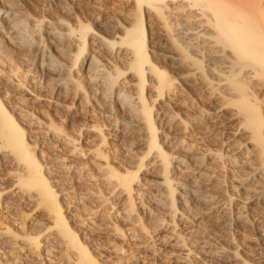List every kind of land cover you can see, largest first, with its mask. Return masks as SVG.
Segmentation results:
<instances>
[{
    "label": "rangeland",
    "instance_id": "obj_1",
    "mask_svg": "<svg viewBox=\"0 0 264 264\" xmlns=\"http://www.w3.org/2000/svg\"><path fill=\"white\" fill-rule=\"evenodd\" d=\"M175 1H172V3L169 0L170 8L173 6L172 9H170V11L172 10L171 13L169 12L173 18L171 15H168L169 23H171L170 26H172L171 29L169 26L170 30L161 17H146L144 20V25L147 23L145 28L147 32H149L146 45L147 51L149 50L150 60L159 68H166L165 71L168 73L167 76L170 77L179 76V71L183 73L185 71V68H183L185 65L183 64H190L191 61L190 59L185 60L184 58L185 63L182 60L183 63L180 65L181 69H177L174 66L172 69V63L169 59L172 50L169 49L173 46L169 42H172L174 39L177 42L180 38V42H182H179L180 44L186 43V41H184L185 37L188 34H193L191 32H195L189 25L194 24V21H198L197 23L200 22L199 20L191 19L189 20L191 23L187 22V25H184L186 23L185 20L188 21L187 19L191 18L188 17V11L190 10H188V7H185L184 10L175 8L178 7V5L180 6L186 3V1L181 2L183 0H177V3ZM7 7H9L7 9L8 11L4 13L2 17L5 19V17L11 16L13 12L16 13L19 16L18 18L21 19L27 27L26 33L29 34L33 40H37L34 42H38V46L36 43H33L31 44L32 46L27 45L26 47L30 49L27 48L26 50L24 46L17 42V36H15L16 32H11L10 39L3 37L2 40H0V46H3L6 40L10 41L8 42L9 47L6 49V52L10 53V55L12 53L14 63L19 67L17 73H21V78L24 77L23 79H25H22L23 84L26 85L24 87L23 84H21L23 87H20L21 85H17L15 83L16 80L11 79L12 77L10 79L8 78L10 80L9 82V80L6 79L7 77L2 76L4 75V72H2V75L0 74V88H2L0 89L1 99L7 102L13 99L12 102H9L10 104L4 103L7 104V106H15L13 108L24 110L25 116L28 115L30 123L33 124H29L30 129L28 125L25 126L27 127L26 136L28 137L27 139H29L28 142H30L29 146L38 161L42 164V170L45 176L54 186L55 191L58 192L62 211L67 216L69 224H71L72 228H76L75 230L79 238L92 255L95 257L97 256L96 258H98L99 264H264V238L250 225L251 221H249L257 218V215H262L259 212V207H261L260 201L254 199L251 202L245 203L248 210L241 214L242 217L239 221L242 222V226L239 230L234 229L236 235L235 241L237 242L239 240L238 244H242V246L237 248L239 252L237 258H233L229 253L235 247V243L231 242V236L228 233L227 216L229 213L226 212V208L221 210V206L218 210L215 204L207 206V204L203 205L205 203L202 204L197 198L194 200L192 199L190 204L186 205V208H188V210L186 209L187 212H190L188 213L189 217L178 218L181 216H176L175 221L178 222V225L174 227L172 219H170L171 216H169L166 208L164 207V209L161 204V201H164L165 193L163 192V187L159 184L161 180L158 174L159 161L154 150L143 159L145 165L139 168V171L137 170L138 177L137 181L135 180L136 182L133 184L134 190L132 192L134 209H131L128 205L126 194L121 192L119 187L115 188V182L105 178L98 168L99 165L103 164L105 158L98 156L96 149L99 148L106 153L107 160L114 165V168H119L118 170L120 171H123L125 167L136 170L140 155L146 151L144 140H142V131H136V128L139 126L126 124V119L124 118L127 116V113H125L127 111L125 108L116 109L115 106H112L113 102L109 100L108 97H101L104 101L101 102L99 91L96 92L97 97H90L89 100L86 101L79 91L76 92L74 90V87H72L73 85L68 84V87V85L64 86L60 84L59 77L57 75L54 77L51 73L49 75L48 71L51 70L44 64L42 65L40 59L41 55L40 53L37 54L40 48L37 49V47L47 44L44 48L45 52H43V54H46L49 51H53L54 41H56V39L53 41L54 38H52L54 32L49 33V31H53L55 28L65 29L67 23H76L83 19L82 22H87L91 25V29H93L90 30L86 36L88 44L90 43L87 45L88 52L90 53L93 49L94 52H97L99 51V47H97L99 44L97 40L98 37L95 35H100L105 32V35L110 36L111 33L110 30L103 28L101 24L102 19L104 18L103 20L113 24H126L133 16L132 1L0 0V13L6 11L4 8ZM178 10H181L182 13ZM176 12L179 13L176 14ZM182 14H188V16H184L188 18L184 19ZM2 17L0 16V18ZM94 17L95 19L97 18V20H95ZM174 20L176 22L178 20V22L176 23ZM182 23L184 24L182 25ZM185 26H188L189 29L187 27L185 28ZM182 27H184L185 30H183ZM151 29L152 31H148ZM159 29H164V31L162 30L160 32ZM186 30L188 32L183 34V31L186 32ZM95 31H99V33ZM162 32L167 33V44L166 41L161 42V40L158 39ZM177 32H182V34H180L181 36L178 33L179 37H174L178 36ZM13 35L14 37H12ZM33 36H36L34 37L35 39ZM169 37L172 39L170 40ZM13 38L16 39L13 40ZM148 39L155 41H149ZM194 40L197 43L199 42L198 44L200 45L203 44L200 43L201 38H196ZM196 42V47L200 48L202 45L200 46ZM162 44H165L167 47ZM156 45L160 46L157 47ZM17 46H20L19 49ZM73 47L72 44L70 49ZM176 48V50H178L177 52H179L182 50V45H178ZM202 49H205L204 46ZM207 49H209V46L205 50ZM212 49L213 48L210 47L207 51L203 50L206 53L203 52L202 54L206 55H204L205 57L203 56L202 60L204 62L202 61L201 64L205 65V62L214 61L213 58L217 54V51H215L216 49ZM35 52L36 55L33 57V53ZM151 52L152 54L157 53L158 55H152L150 54ZM184 52L181 53H187ZM212 52L216 53L214 54ZM109 54L112 55V58H116L117 64L119 62L118 65L123 64L119 67L124 68L125 64L122 62L123 60H121L122 53L121 55H118L120 54L119 52H111ZM197 54L199 53H195L196 57ZM212 54H214V56H212ZM207 57L212 60L206 59ZM65 59L66 58H63L62 61L66 63L67 59ZM174 69L177 70L174 71ZM175 73L177 75H174ZM123 75L124 77H122ZM123 75L118 78L121 87L127 88V85L135 82L132 73L129 74V72L126 71ZM147 76L148 79L151 78L149 75ZM205 77L197 75L195 81L201 80L202 82H194L196 85L193 84V87H187L185 85L186 83L183 82L181 78H177L174 80L173 91L169 93L166 92L163 98L155 97L156 91L152 90L151 79V81L149 80L150 82L145 83L146 89L144 90V95L145 97L148 96L146 99L149 98L148 100L150 103L151 101L152 104L154 103V113L156 112L157 115H159H156V121L160 125L159 130H157V135L162 147L177 157L174 159L175 166L170 173V175L172 174L171 178L173 179L172 182L176 190H180L179 188H181L187 192H191V188L193 187H206L215 197H218L219 192L217 191V185L214 184L217 179L227 178V183H225L226 189L234 193L241 191L239 185H242V177H244L249 170H251V172L255 170L252 165L256 160L254 162L252 161L253 158L256 159V157H254L255 152L254 149H252L254 145L246 142V140H248L246 132L241 128H237L239 115L235 114V107L224 104L223 102H225L226 98L223 97L222 94L218 95L223 89L221 90L220 88L219 91H221L218 93L216 89H214L215 91L213 90L212 86L211 90L209 87L210 83L207 79L208 75ZM203 78L206 79L207 82H204L206 80H203ZM124 80L128 82L126 83ZM123 82L126 83V85H124ZM88 83L85 84V87L89 91L93 89L94 92L96 86L92 82L90 84ZM91 84L94 86L92 85L93 87H91ZM12 85L14 86L10 87ZM203 85L204 87H202ZM207 85L209 86L207 87ZM31 86L34 87L31 88ZM149 86H151V88ZM8 87L10 89H8ZM37 88L38 91H36ZM118 88L119 87H117L116 90H118ZM261 89H263V93L264 85L261 86ZM7 90H9V92ZM32 90L34 93H32ZM207 91L213 92L208 94ZM39 92H44V95H41ZM116 92L114 91L112 93L114 99L117 97ZM34 94L38 95L35 96ZM152 96H154V98ZM3 97L6 100H4ZM42 97L44 98L42 99ZM155 98L157 99L156 101L154 100ZM50 99L54 100L51 101ZM91 100L94 101L92 103L93 105L88 104L89 101L91 103ZM97 104L99 105L98 108ZM100 107L106 108V111H102V113L100 110L103 109ZM107 108L109 110L112 109L110 115H107L109 114L107 113L109 111ZM164 109H166L165 115L160 112L162 110L165 111ZM120 111L125 112L120 113ZM113 115H117V117L115 118ZM175 116L177 119H175ZM26 119L27 116L25 121H27ZM185 119L186 123H184ZM114 121H117L116 125ZM50 122H52V126L58 125L56 127H61L56 131L54 130V132L52 126V129L47 127ZM54 123L56 124L54 125ZM94 123L103 125L102 129L106 137L104 143H98L100 139L99 131L88 127ZM187 145H191L192 148L189 149ZM209 149L217 150L218 152L221 151V153L223 152L220 157L221 160L218 158L221 161H219L220 163L218 159L214 160L215 158H209L207 154ZM202 153H205V155L204 158L201 159L199 157H201ZM1 154L0 192L2 193V206H0V228L8 226L19 232H44L50 223V218L47 212H45V207L42 205L37 206L35 204V199L28 193L22 191V189L15 184V170L20 168V166L17 165L14 160L9 159L10 156L3 158ZM231 158H235V160ZM222 161H225L224 164ZM236 162L242 164L243 166H240L242 168L235 165L234 163ZM205 163H207L208 166L205 165ZM33 192L34 191H30V193ZM241 200L238 201L239 205L243 204ZM263 203L262 201V204ZM234 211H236V209ZM91 212L94 213V216ZM115 225H119L122 230H113L112 228ZM182 238L184 239L183 244ZM16 239L17 238L11 240V238L6 235L0 237V264H72L71 262H73V252L70 251L71 259L67 260L63 246L59 243V239L56 237L55 232H49L44 235L43 240L45 244L37 252H33L34 250L31 252V249L25 248L24 246L20 249L21 247L19 245L21 241ZM217 244L224 245L226 249L223 251L217 249L220 248L219 246L216 247ZM215 251H217V253ZM244 258L245 260L247 259V261L241 263Z\"/></svg>",
    "mask_w": 264,
    "mask_h": 264
},
{
    "label": "bare ground",
    "instance_id": "obj_2",
    "mask_svg": "<svg viewBox=\"0 0 264 264\" xmlns=\"http://www.w3.org/2000/svg\"><path fill=\"white\" fill-rule=\"evenodd\" d=\"M131 1L133 3V16H132V19L128 20L126 24H122L123 26L117 23L113 24L110 22H106V20H103L104 18L102 19L101 24L103 25V28L110 30L112 35L111 33H110L111 37L108 35H105L104 34L105 30L103 31L104 32L103 34L95 35L98 37L97 40L100 46L97 45V47H99V51L94 52L93 51L94 49H93L92 50L93 52L92 51L90 53L88 52L87 45H89L90 43L88 44V40L86 36L89 33V31L93 29H91V25H89L87 22L85 23V21L82 22L83 19H81L82 21L79 20L76 23L66 22L67 27L65 29L62 28L63 30L57 29L55 28L56 27L55 26L54 27L55 29H53V31H49V33L54 32V35L52 37L54 38L53 41L56 39V41H54L55 43H54L53 51L51 52L49 51L48 53L43 54V52H45L44 48L47 45V44H43L37 47V49L38 48L40 49L38 52L37 51L36 52L37 54L40 53L41 55L40 59L42 61L41 62L42 65L44 64L49 70H51V71H48L49 75L50 73L51 75H54V77L55 75H57L59 77L58 79H60L59 80L60 84H63L64 86L68 84L73 85L72 87H74V90L76 92L79 91L83 95L84 97L83 99L86 101H88L90 97H97L96 92L99 91L101 95V96L99 95L100 98L108 97L109 100L113 102L112 106L113 107L115 106L116 109L119 110V109L125 108L127 112L120 111V113L122 112L127 113L126 118H124L126 119L125 120L126 124L139 126L138 128H136V131L137 130L142 131L143 139L142 138L141 139L144 140L143 142L145 144L144 146L146 148V151L142 155H140L138 159L139 160L138 165H136V170H131L130 168L128 169V167L127 168L125 167L123 171L122 170L120 171L118 170L119 168L118 169L114 168L113 167L114 165H112L110 161L107 160V156L105 155L106 153L99 148L96 149L97 155L101 156L102 158H105V161L103 162L102 165L98 166L97 164L98 168L100 169L101 173L105 176V178L115 182L114 184L115 188L119 187L121 189L120 191L126 194V198L128 199V205L131 207V209H134L132 192L134 190L133 184L137 181V177H138L137 170L145 165V163L143 162L144 161L143 159L147 155H149L152 150H154V152L156 153V156L158 157V161H159L158 174L161 179L159 184L163 187L164 189L163 192L165 193L164 201H161V204L163 205V208L164 207L166 208V211L168 212L169 216H171L170 219H172L174 227L178 225V222L175 221L176 216L178 215L181 216L178 218H182V217L188 218L189 217L188 213L190 212L189 211L187 212L188 208H186V205H189L192 199L194 200L197 198L200 200V202H202V204L205 203L203 205L207 204V206L208 205L212 206L213 204H215L217 205L218 210L222 206L221 210L226 208L227 210L226 212L229 213L227 216L228 217L227 218L228 227H229L228 233L231 236V239H230L231 242L235 243V247L230 251L229 254L233 258H237V256L239 255L237 248L239 246H242V244L241 245L238 244L239 240L237 242L235 241L236 235H235L234 229L239 230V228L242 226V222L239 221L242 217L241 214L244 211L248 210V207L245 203L251 202L254 199L256 200L258 199L260 201L259 203H261V207H259V212L262 215H257V218H255L254 220H252L251 218H250L251 220L249 219L247 220L251 221L250 225L253 226V228L256 231H258L260 235L264 238V203L262 204V201L264 202V92L262 93L263 89H261V86L264 85V0H183L181 1V2L186 1V3L181 4L180 6L178 5V7H175V8L184 10L185 7H188L189 8L188 10L190 11L188 10L186 11L189 12V16L188 14L187 15L182 14V15L183 17L184 16L191 17L190 19L186 17L188 18L187 19L188 21L185 20L186 23L185 24L182 23V25L183 24L187 25V22L191 23V21H189L191 19L199 20L200 22L197 23L198 21L196 22L193 20L194 22L193 21L192 22L194 24L196 23L195 26L194 24L189 25L191 28L195 30V32H191L193 34H190V35L188 34L185 37L184 41H186V43L183 41L184 43L180 44L182 43L180 42V38L177 41L178 43L176 42L175 39L172 42L171 41L169 42L173 46V47L170 46L171 49H169V50H172V52L170 51L171 54L168 53L170 54L169 59L172 63V69L174 67L177 69H181L180 65H182L183 63L182 60L184 61V58L185 60L190 59L191 61V63L189 62L190 64H183L185 65V67H183L185 68V71L184 69H183L184 71L183 73L179 71L180 75L176 77L167 76L168 73H166L165 71L166 68L161 69L162 67L159 68L153 62H151L150 55L148 53L149 50L147 51V45H146L147 44L146 40H147V37H149V32H147L145 28V26H147L146 25L147 23L144 25V20L146 19V17L149 18V17L158 16V17H161V19L163 18L164 22L166 23L169 29V26L171 25V23H169L168 15L169 16L171 15L169 14V12L171 13L172 10L170 11V9H172L173 6L170 8L169 0H131ZM170 1L174 2L175 0H170ZM8 8L9 7L4 8L6 9V11H4L3 13H0L1 17L4 13L8 11L7 10ZM11 10H14V9H11ZM181 10H178V11L182 13ZM179 12H176V14ZM188 12H185V13H188ZM18 17L19 16L13 12L11 16H7L5 17V19L3 17L0 18V40H2L3 37L4 38L7 37V39H10L11 32H16L15 36H17V42L20 43V45L24 46V48H26L27 50L28 47L26 46L36 43L34 41H37V40H33L32 37H30V35L26 33L27 27L24 25L23 21L19 19ZM186 18L184 17V19ZM95 20H97V18ZM174 22L176 21L174 20ZM171 27L172 26H170V29ZM186 27L188 28V26H185V28ZM180 29H179V32H180ZM182 29L185 30L184 27H182ZM162 30L164 31V29ZM162 30H160V32ZM99 31H95V32L99 33ZM148 31H152V29ZM179 32H177V35ZM187 32H188L187 30L186 32L183 31V34H186ZM166 34L167 33L162 32L159 35L160 38L158 39H160L161 42L166 41V44H167L168 36H166ZM180 34H182V32L179 33V35ZM179 35L174 36V37H179ZM12 37H14V35ZM34 37L36 36H33V38ZM196 38L198 39L201 38L200 43H203L201 44L202 46L198 44L199 42L197 43L194 40ZM14 39L16 38H13V40ZM158 39L156 40L159 41ZM149 41H155V40L151 39ZM8 42L10 41L6 40V42H4V45L0 46V66H1L0 74L2 75V72H4V75H2L3 77H7L6 79L8 78L10 79L12 77L11 79L16 80L15 83L17 85H21L23 84V80L25 79H23L24 78L23 76H22L23 78H21V73L20 74L17 73L19 70V67L16 66L17 64L14 63L12 53L10 55V53L6 52L7 51L6 49H8L9 47ZM195 42L201 47L200 48L196 47ZM37 43L36 45L38 46ZM72 44L74 47L70 49V46L72 47ZM162 45H165V44H162ZM176 45L177 46L182 45L183 51L180 49L181 51L177 52L178 50H176L177 49ZM159 46L160 45H158L157 47ZM203 46L205 49L209 46V49L211 47L213 49H216L215 51H217V54L213 58L214 61L207 57L206 59L212 60V61H209L207 63L205 62V65L201 64V62L203 61L202 60L203 56L206 55L202 53L203 52L206 53L205 51L209 49L207 50L202 49ZM2 49H5V50H2ZM184 51L187 52L188 54L181 53ZM36 52L33 53L34 55V56L32 55L33 57H35ZM111 52H117V53L119 52L120 54L118 55H121L122 53L121 60H123L122 62L125 64L124 68L119 67L120 65H123V64L118 65L119 62L117 64L116 58L115 57L112 58V55L109 54ZM196 52L199 53L197 54V57L195 55ZM150 54H152V52ZM156 54H152V55H156ZM214 54H212V56H214ZM63 58L67 59L66 63L62 61ZM177 69H174V71ZM126 71L129 72V74L132 73L135 79V82L130 80L133 83L131 82L132 84H129L126 86L127 88H124L119 85L118 78L121 75H123ZM147 75H149L151 78L148 79ZM174 75H177V74L175 73ZM197 75L202 76V77H205L208 75L207 79L210 83V84L208 83L210 86L207 85V87L209 86L211 90H212V86H213V90L216 89L218 93L223 89V91H221L220 94L218 95L222 94V96L226 98L225 102H223L224 104L232 105L235 107V112H236L235 114L239 115L237 128L243 129L247 134L248 140H246V142L249 144L251 143V145H254L252 146V149H254L255 156L254 155L253 156L256 157V159L253 158L252 162H254L255 160L256 162H254L252 166L255 170L253 172H251V170L249 171L247 170L248 172L244 175V177H242V182H241L242 185L241 184L239 185L241 187L240 188L241 191L237 193H234L232 191H229V189H226L225 183H227L226 182V180H228L227 178L217 179L216 183H214L215 185H217V191L219 192V193L217 192L218 197H215L213 193L211 191H208V188L206 187L205 188L204 187H199V188L193 187L191 188V192H187L181 188H179L180 190H176L172 182L173 181V179L171 178L172 174L170 175V173H171L172 168H174L175 166L174 159L177 157H175L173 153L171 152L169 153L165 148H163L160 140L158 139L157 130H159L160 125L156 121L157 113L156 112L154 113V110H153L154 103L152 104V101L150 103L148 100L149 98L146 99L148 96L145 97L144 95V90L146 89L145 83L150 82L152 79L151 85H152V90L156 91L155 97L163 98V95L165 96L166 92L169 93L173 91L172 89L175 83L174 82L175 79L181 78V80L185 82L186 83L185 85L188 87V86H192L194 82L198 81V80L195 81V79L197 78ZM122 77H124V75ZM203 80H206V79L203 78ZM200 81H198V83ZM88 82L90 83L92 82L96 86L94 92L92 88H91L92 90L89 91L85 87V84ZM125 82L127 83L128 81H125ZM204 82H207V80ZM126 83H124V85H126ZM93 84H91V87L94 86ZM13 86L14 85L10 87H13ZM23 86L25 87L26 85L23 84ZM23 86L21 85L20 87H23ZM32 87L34 86H31V88ZM117 87H119L118 90H116ZM149 87L151 88V86ZM202 87H204V85ZM220 88L221 90L219 91ZM8 89L10 88L8 87ZM198 89H199V86H198ZM7 91L9 92V90ZM36 91H38V88ZM114 91L115 92L117 91L116 92L117 97L115 99L114 97H112V93ZM212 92L207 91L208 94H211ZM217 92H216V95H217ZM32 93H34L33 90H32ZM43 93H40V94L44 95ZM152 97L154 98V96ZM43 98L44 97H42V99ZM156 98L154 99L155 101L157 100ZM54 99H50V100L53 101ZM4 100L6 99L4 98ZM100 100H102L101 102H104L103 98H101ZM12 101L13 99L9 102H12ZM4 102H6L7 104L9 103L7 101H3L0 95V154L3 153L1 154L3 158L10 156L9 159L14 160L15 163L20 166V168L17 167L18 169L15 170V174H16V178L14 180L15 184L19 186L20 189H22V191L32 196L35 199V204L37 206L42 205L45 207L46 209L45 212H47L50 218V223L46 227V229L44 228L45 229L44 232H41V231L19 232L15 229H12L6 226L4 228H0V237H2V235H6L10 237L11 240L17 238L18 240L21 241L19 245L21 247L20 249H22L24 246L25 248L31 249L30 250L31 252L33 250H34L33 252H37L45 244L44 243L45 241L43 240L44 235L48 234L49 232H55L56 237H58L59 239V243L63 246V250H64L67 260L71 259L70 251L73 252L72 254L74 256L72 255L73 256V262H71L72 264H99L98 258H96L97 256L95 257L92 255V253L88 250V248L82 243L81 239L79 238L78 233L75 230L76 228L75 229L72 228L71 224H69L67 216L62 211V206L58 198V192L55 191L54 186L50 183L48 178L45 176L42 170V164L38 161V159L36 158L35 154L32 152L29 146L30 142H28L29 139H27L28 137L26 136L27 127L25 126L26 125L29 126V124H32V123H30L28 119V115H26L27 121H25L26 116H25L24 110L22 111L21 109L13 108L15 106L13 107L7 106V104H5ZM93 102L94 101L91 100V103L89 101L88 104H92ZM98 107L99 105L97 106V108ZM100 108L103 109V110H100L101 112L106 111L105 110L106 108L105 109L103 107H100ZM166 109H164L165 111L162 110L160 112L164 113L165 115ZM111 111L112 109H110L107 112L109 113L107 115H110ZM117 115L116 116L113 115V116L116 118ZM175 119H177V117ZM116 122H115V125H116ZM184 123H186V119L184 120ZM55 124L56 123H54V125ZM48 125L49 126L47 127L51 128L52 122H50ZM56 126H52L53 131L54 130L56 131L58 130L59 127H61V126L59 127H56ZM42 127H45V126H42ZM88 127L93 128V130L99 131L100 139L98 143L105 142L106 137L102 129L103 125H100V123L99 124L94 123ZM29 129H30V126H29ZM137 132H140V131H137ZM187 147L189 149L192 148L191 145H187ZM222 153L221 151L218 152L217 150H213V149H209V151L207 152V154L209 155V158L211 159L215 158L214 160L220 158ZM204 155L205 153H202L201 157L199 158L201 159L204 158ZM235 158H231V159L235 160ZM220 160L218 159V162ZM224 162L222 161L223 164ZM234 164L238 165L239 167L243 166L242 164H238L237 162ZM205 165H207V163H205ZM113 189H110V190H113ZM30 191H34V192L30 193ZM1 194L2 193L0 192V206H2ZM240 198L241 199L243 198V199L241 200ZM240 200L243 202V204L241 205L238 204V201ZM240 208H242L243 210ZM235 209L236 211H234ZM91 214L93 215L94 213L91 212ZM142 226L145 227L144 225ZM112 229L115 231L122 230V228L119 225L113 226ZM181 240L183 244L184 239L182 238ZM218 246L220 248H217V249H221V251L226 249L224 245L217 244L216 247ZM215 252L217 253V251ZM245 261H247V259L245 260L244 258L242 259L241 263Z\"/></svg>",
    "mask_w": 264,
    "mask_h": 264
}]
</instances>
